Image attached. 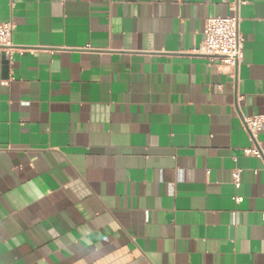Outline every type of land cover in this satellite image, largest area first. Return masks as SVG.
<instances>
[{"label": "crops", "instance_id": "1", "mask_svg": "<svg viewBox=\"0 0 264 264\" xmlns=\"http://www.w3.org/2000/svg\"><path fill=\"white\" fill-rule=\"evenodd\" d=\"M233 16L243 61L197 55ZM10 22L0 264H264V0H0Z\"/></svg>", "mask_w": 264, "mask_h": 264}, {"label": "built area", "instance_id": "2", "mask_svg": "<svg viewBox=\"0 0 264 264\" xmlns=\"http://www.w3.org/2000/svg\"><path fill=\"white\" fill-rule=\"evenodd\" d=\"M240 19L233 17L208 18L205 24L204 40L194 52L206 58L211 64H219L229 68H236L244 56V38L239 29ZM13 23L0 25V54L13 60L16 47L13 43ZM5 84V83H3ZM244 128L248 133L252 146L245 150L247 155L263 157V148L259 136L264 131V115L244 118ZM233 183L236 188L241 185V172H233ZM238 200V199H237Z\"/></svg>", "mask_w": 264, "mask_h": 264}]
</instances>
